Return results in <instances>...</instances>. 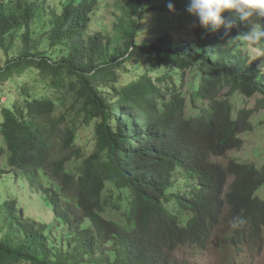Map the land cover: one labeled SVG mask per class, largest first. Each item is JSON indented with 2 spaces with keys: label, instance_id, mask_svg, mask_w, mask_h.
Returning a JSON list of instances; mask_svg holds the SVG:
<instances>
[{
  "label": "trees",
  "instance_id": "1",
  "mask_svg": "<svg viewBox=\"0 0 264 264\" xmlns=\"http://www.w3.org/2000/svg\"><path fill=\"white\" fill-rule=\"evenodd\" d=\"M123 2L112 36L90 33L99 0H0V264H187L174 253L229 220L235 251L260 240L264 165L215 160L264 109L255 24L182 40L160 0Z\"/></svg>",
  "mask_w": 264,
  "mask_h": 264
},
{
  "label": "rangeland",
  "instance_id": "2",
  "mask_svg": "<svg viewBox=\"0 0 264 264\" xmlns=\"http://www.w3.org/2000/svg\"><path fill=\"white\" fill-rule=\"evenodd\" d=\"M41 1L45 2V5L43 6L45 13H49L50 9L53 7L58 13H62L65 5L70 0ZM171 1H173L175 7L174 10L176 12L173 14L174 22H171L172 25L174 24V29L172 32L174 33L175 37L182 40L188 39L190 37L194 38V35L190 33V30L196 29L197 22L193 16L185 11L187 0H183L181 3H177L176 0ZM123 3V0H99V7L96 9L95 14L92 17V22L89 28L90 33L103 31L106 34L109 33L112 36L116 35L118 33L116 24H118L120 19L124 16L122 8H120ZM168 4L169 3L166 0H160V3L156 4L155 15L158 19L162 9L168 11ZM161 5H163V8H161ZM181 11H184V13L180 14L179 12ZM168 14L169 12L166 13L167 19L170 17V14ZM232 15L233 13L227 11L223 13V16L226 19H230ZM39 19H41V21L34 23L33 27L35 30L39 31L41 29L49 28V24L46 21L47 19H50L48 14H45L43 17H39ZM249 21L252 24L259 25L258 20L255 21L253 16ZM194 24L196 26H194ZM161 27L164 28L163 30H169L167 28V24ZM263 45L264 44H261L260 41H251L246 39V46L243 48L251 57L252 62H256L262 66H264ZM157 74L159 73H153V75ZM187 76L191 77L192 73H188ZM17 83H19V81H17ZM6 100V96L1 98L2 102H5ZM253 101L254 99L248 100L246 106H253ZM197 110L198 109L191 106V101L188 99V108L186 109V112L195 114L198 113ZM82 134L84 137V133ZM240 138L244 143L241 148L229 150L227 155L220 158H215V160L226 165L231 160L236 159L241 162L244 161L255 163L259 167H262L264 165V109L256 112L252 118L251 127L249 129H244L240 134ZM2 158L3 157L0 156V161ZM230 181L231 179L228 180L229 183ZM260 194L264 196V189ZM28 212L34 217H39L42 215L47 222L53 224V229L57 234V230L59 229L56 227L58 222L55 216L53 213L48 212L46 208H42L36 198H34V203H32V205L29 203ZM232 224H234V220L222 221L218 230L219 234L215 233L212 235V237L206 241L204 248L202 247L200 250H195V247L189 248L187 246H182L177 250V252L174 253V256H176L179 260H185L187 264H264V228L260 233L259 241H253V238L251 237H249V239L246 238L240 245V250L235 251V244L231 242L229 237H226L228 236V233L230 234L228 229L233 228L231 226Z\"/></svg>",
  "mask_w": 264,
  "mask_h": 264
},
{
  "label": "clouds",
  "instance_id": "3",
  "mask_svg": "<svg viewBox=\"0 0 264 264\" xmlns=\"http://www.w3.org/2000/svg\"><path fill=\"white\" fill-rule=\"evenodd\" d=\"M168 7L174 10L173 4L169 3ZM185 11L195 18L201 28L216 32L221 27L230 30L244 24L253 15L264 16V0H187ZM226 11L233 13L230 19L223 16ZM244 37L251 41H260L264 39V27L253 25Z\"/></svg>",
  "mask_w": 264,
  "mask_h": 264
}]
</instances>
